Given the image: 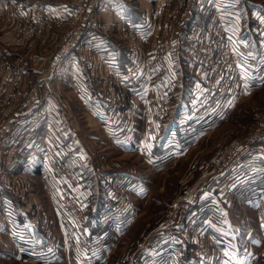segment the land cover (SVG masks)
Masks as SVG:
<instances>
[{
  "label": "rangeland",
  "instance_id": "374dc122",
  "mask_svg": "<svg viewBox=\"0 0 264 264\" xmlns=\"http://www.w3.org/2000/svg\"><path fill=\"white\" fill-rule=\"evenodd\" d=\"M143 2L0 0V175L25 187L19 196L0 188L9 192L0 196V264H42L18 255L10 234L19 231L6 215L13 201L24 203L28 219L43 220L57 251L46 264H231L230 237L246 264H264V180L256 181L264 178V0H216L226 6L220 20L231 67L211 85L194 41L189 48L192 25L168 19L176 1L149 0L148 14ZM87 7L85 19L98 27L84 34L85 24L81 36L97 35L92 41L104 48L92 55L96 77L82 50L80 68L72 47L53 61ZM125 14L148 18L129 31L130 43L151 56L144 71L138 56L132 70L114 71L117 57L127 66L134 50ZM159 46L161 68L152 57ZM32 90L38 101L15 118L9 103L27 101ZM48 145L73 177L57 174L41 151ZM63 183L80 217L66 211Z\"/></svg>",
  "mask_w": 264,
  "mask_h": 264
},
{
  "label": "built area",
  "instance_id": "2783aa9c",
  "mask_svg": "<svg viewBox=\"0 0 264 264\" xmlns=\"http://www.w3.org/2000/svg\"><path fill=\"white\" fill-rule=\"evenodd\" d=\"M176 4L172 6L173 11H170L169 13V18L168 19H173L177 20L178 17H181L184 19L185 23H189L192 25L191 28V33L193 35V39L190 36V47L193 45L194 41V48L192 49V53L194 54L193 58L195 62L200 65V70L203 73L208 72L209 73V85L215 81L216 78L219 76L223 75L224 73L228 72L230 70L231 64L228 62L229 60V53L227 49V35H228V29L226 27V23L223 20H220V16L225 17L222 12L223 9H226V6H221L217 4L216 0H175ZM223 3V0H217ZM87 2V0H86ZM166 2V0H165ZM169 3V2H168ZM227 5V3H226ZM229 7V6H227ZM91 8V7H90ZM89 7L84 10L85 16L83 19H81L82 26L77 25L75 28H71L70 32H67L64 35L63 43L60 45L61 51H59L55 56H54V65L56 63L60 62L67 54H70V49L72 47V53L73 55L76 56V61L79 64V68L82 66V59L83 62H86L88 65H90L91 69H96L98 66V62L95 60V57H93V52H96L98 50L97 45L99 42H94L92 41V38L97 36H92V35H84L83 30L85 28V24H88L89 29L84 33L88 34L91 30V33L94 32L92 29H96L98 26L96 20H93L92 22L88 21L86 18V15L91 11ZM179 9H183V11L180 13ZM89 10V11H88ZM192 10H195V12H192ZM219 10V11H218ZM87 12V14H86ZM125 27L124 30H127L128 34V41H129V54L131 52V57L129 55V60L133 61V57H140V65L141 69L144 71L142 66L147 69L151 67V56L146 51L147 49H143L136 44L130 43L132 42L131 38H129V31H130V26L131 22H125ZM97 24V25H96ZM218 26L216 29L214 28L215 26ZM136 28H141L140 24L136 26ZM105 37H108L107 31H104ZM190 34V31H189ZM133 36V35H132ZM97 39V38H95ZM79 41L80 43L75 44V46H71L72 42ZM227 41V43H224ZM96 47H95V46ZM139 47V48H138ZM138 48V49H137ZM104 48H101L100 50H103ZM81 50L83 51L84 55L82 54ZM162 51L161 46H159L156 49L155 54H152L155 58V65L158 68H161V66L165 65V60L160 56ZM69 52V53H68ZM78 52H80L81 55V60H79V56L77 55ZM104 54V53H101ZM107 54L110 55V51L108 50ZM160 56V57H159ZM225 58H227L226 62L224 61ZM238 58V57H236ZM239 59V58H238ZM134 62V61H133ZM139 63V62H138ZM133 63L127 65V70H132L133 66H131ZM130 65V66H129ZM129 66V67H128ZM114 71L118 69L119 71L120 68L113 67ZM139 69V68H137ZM111 74L114 72H110ZM115 74V73H114ZM114 83V82H113ZM130 81H121V84L127 85L129 84ZM116 86L113 84V89L115 90ZM123 101V100H122ZM37 102V97L34 93V90L30 91L27 96V101H14L10 102L12 110H11V115H14L15 118L21 119V114L25 112V109H27L32 103ZM13 103V104H12ZM10 115V116H11ZM6 126V123H3L0 126V131H5L4 127ZM17 128V127H16ZM16 128L12 129L10 135H13L16 132ZM258 134V133H257ZM256 134V135H257ZM235 149L237 146H235ZM238 149V148H237ZM10 154L13 153L15 150L14 146H11L10 149ZM46 158H49L51 164L58 170L57 174L59 175L60 171L64 172L65 174L69 173L71 177H73V174L70 172L69 169L66 168V166H70L69 164H66L60 159V154L58 151L55 149H52L49 145L47 148H42V150ZM44 158V159H46ZM223 157L219 158V162L221 161L220 159ZM231 158V157H229ZM10 161L11 158L9 157ZM47 161V159H46ZM49 165V164H48ZM50 166V165H49ZM71 167V166H70ZM68 176V175H67ZM69 177V176H68ZM71 179V178H70ZM5 187L8 190H10L12 193H14L16 196H19V194L23 195L25 192V187L23 181L20 180V178H16L11 182V179H8L6 175L2 174L0 175V188ZM63 194L65 195V209L68 212H72L71 214L74 215L75 217H80L82 214L81 209L79 208V205L77 203V199L74 198L72 192L69 190L67 186L64 185L63 183ZM76 202V203H75ZM201 247H206L207 242L204 239V237L201 238ZM208 249V248H206Z\"/></svg>",
  "mask_w": 264,
  "mask_h": 264
},
{
  "label": "crops",
  "instance_id": "0c3cea01",
  "mask_svg": "<svg viewBox=\"0 0 264 264\" xmlns=\"http://www.w3.org/2000/svg\"><path fill=\"white\" fill-rule=\"evenodd\" d=\"M144 1L142 4V10L147 9V14H148V9L150 8V3L149 0H142ZM143 16V15H142ZM142 16H140L141 20H147V16H143L144 19L142 18ZM124 20L123 22H134V21H141L138 20V18H131V16H129V14H126L124 16ZM137 24H140L137 23ZM78 83L80 85H83L84 87V83L78 81ZM79 85V87H80ZM25 116L30 117L29 114H25ZM35 124V121H34ZM9 192L7 190H3L0 192V196L3 197V195L8 194ZM6 198V197H5ZM8 199V198H7ZM6 203L4 202V207L7 205H10V199L5 200ZM14 203V205L11 206V211L13 210V212L9 213L10 211L7 210L6 215H8L9 217V221L12 223L13 226H15L16 228L15 230L19 231V233L17 234H10L12 237V240L15 241V245L17 246L18 249V255L20 257H24L35 263H42V264H46L47 261L49 262L48 257H55L57 251L55 249L51 248V245L49 244V238L48 236L44 233V227H42V222L43 220H37L36 219H28L26 217V208L24 209V203H19V202H12ZM16 206V207H15ZM15 207V208H14ZM17 208V211L15 210ZM27 208L29 209V207L27 206ZM32 209V208H30ZM0 227H2L0 225ZM17 243V244H16ZM234 241H233V237H230L228 239V241H226V246L227 249L230 251L231 255H232V263L231 264H246V262H244L242 255H241V249L237 248V246L235 247ZM54 248V247H53Z\"/></svg>",
  "mask_w": 264,
  "mask_h": 264
},
{
  "label": "trees",
  "instance_id": "16d2710c",
  "mask_svg": "<svg viewBox=\"0 0 264 264\" xmlns=\"http://www.w3.org/2000/svg\"><path fill=\"white\" fill-rule=\"evenodd\" d=\"M126 15V14H125ZM138 18V20L140 19V16H138L137 17ZM137 21V20H136ZM147 23H146V20H144V21H142V22H140V27L141 28H144V27H146L145 25H146ZM110 38H111V36H110ZM110 38L106 41V45H108V47L110 46L109 45V41H110ZM110 48V47H109ZM112 49V48H111ZM114 49H116V48H114ZM112 54H114V56H115V54H116V51H113L112 50ZM120 57L121 56H118L117 57V60H115L114 61V64H115V67H117V68H120V70H122L123 68H125L126 70H127V66H122L121 65V63H120ZM124 58H122V60H123ZM128 61L129 62H131L130 60H129V58L128 57H125V62H127V65H128ZM88 68L87 69H85V71L86 72H88L89 74H91L92 75V77H96L95 75H94V73H93V71L90 69V67L89 66H87ZM81 71V70H80ZM84 73V72H83ZM38 101V100H37ZM26 114H29V112H26ZM33 124H34V122H33ZM34 126H31L30 128H33ZM33 164H23V167L24 168H26V169H28L29 167H31ZM43 166L45 165V164H42ZM41 164H35V166H38V167H41L42 166ZM19 168V165L17 164V169ZM33 168H35V167H33ZM262 170H263V172L261 171V174L264 176V166H263V168H262ZM260 179H263L264 180V178H259V179H257L256 181H258V180H260ZM242 185V184H241ZM261 186V185H260ZM263 186H264V182H263ZM241 187H245V186H241ZM262 187V186H261ZM75 193V192H74ZM75 195H78V194H76L75 193Z\"/></svg>",
  "mask_w": 264,
  "mask_h": 264
}]
</instances>
